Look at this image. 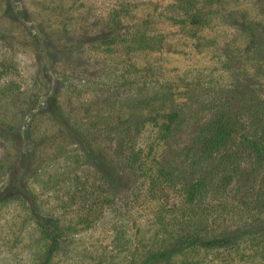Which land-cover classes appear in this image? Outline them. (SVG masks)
<instances>
[{"label": "rangeland", "instance_id": "1", "mask_svg": "<svg viewBox=\"0 0 264 264\" xmlns=\"http://www.w3.org/2000/svg\"><path fill=\"white\" fill-rule=\"evenodd\" d=\"M0 264H264V0H0Z\"/></svg>", "mask_w": 264, "mask_h": 264}]
</instances>
